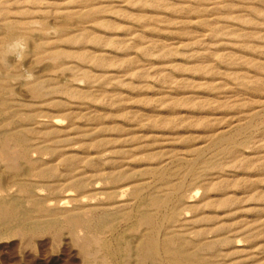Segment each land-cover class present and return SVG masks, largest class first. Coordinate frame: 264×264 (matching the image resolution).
<instances>
[{"label":"rangeland","instance_id":"obj_1","mask_svg":"<svg viewBox=\"0 0 264 264\" xmlns=\"http://www.w3.org/2000/svg\"><path fill=\"white\" fill-rule=\"evenodd\" d=\"M74 1L3 10L0 264H264V0Z\"/></svg>","mask_w":264,"mask_h":264},{"label":"bare ground","instance_id":"obj_2","mask_svg":"<svg viewBox=\"0 0 264 264\" xmlns=\"http://www.w3.org/2000/svg\"><path fill=\"white\" fill-rule=\"evenodd\" d=\"M193 1V0H192ZM13 2V0H0V29L3 27V28H5L9 33H13L14 32V27H11V25H8L7 23H5L4 22V16H3V10H5L6 8V5H8V4H11ZM73 3V6L72 7H67V5H66V7L67 8H63L62 10H63V18H66L67 20H70V21H75V26L77 27V29L73 32V35L76 37L77 35L78 36H82V35H84V34H87V33H89L93 28H92V25L91 24H87L88 23V21H81V19H83V18H87V17H89L88 15H86V16H81V15H79L80 14V11L82 10V9H84V8H86L87 6L85 5L86 3H84L83 1H81V0H75L74 2H72ZM146 4V3H145ZM71 5V4H70ZM69 5V6H70ZM99 5H102L101 3H99ZM143 9V8H142ZM101 12V11H100ZM133 12V11H132ZM96 13H99V11H96ZM146 13V12H145ZM139 14V13H138ZM141 15V14H140ZM151 15V14H150ZM98 16V15H97ZM102 16V15H101ZM75 19H78V20H75ZM90 22V21H89ZM73 25V26H74ZM229 27V26H228ZM102 31V30H101ZM253 31V30H252ZM134 32V31H133ZM262 32H264V31H262ZM77 36V37H78ZM80 38V37H79ZM69 40H73V41H76L77 39L76 38H70ZM68 40V41H69ZM71 42V41H70ZM75 46V45H74ZM56 49V48H55ZM102 49V48H101ZM234 49V48H233ZM217 50H218V48H217ZM215 53V52H214ZM218 54V53H217ZM241 54V53H240ZM172 56V55H171ZM245 56V55H244ZM212 57V56H211ZM246 57H248V56H246ZM252 57V56H251ZM216 58H217V56H216ZM254 58V57H253ZM201 59V58H200ZM4 61V60H3ZM202 63V62H201ZM209 63V62H208ZM203 64V63H202ZM83 65V64H82ZM85 65V64H84ZM222 65V64H221ZM97 68V67H96ZM230 68H231V66H230ZM231 71V70H230ZM162 72V71H161ZM215 72V71H214ZM220 75V74H219ZM228 75V74H227ZM252 75V74H251ZM229 78V77H228ZM238 85V84H237ZM241 87V86H240ZM256 87V86H255ZM239 88V87H238ZM44 87H43V85H41V84H38V85H36L35 87H34V92H35V94H41V93H44ZM228 91H230V90H228ZM232 94V93H231ZM239 96V95H238ZM245 96V95H244ZM189 97V96H188ZM240 97V96H239ZM47 98H49V97H47ZM70 98V97H69ZM190 98V97H189ZM229 98H231V97H229ZM42 99H44V98H42ZM46 99V98H45ZM191 100V99H190ZM237 102H239V101H237ZM8 103V102H7ZM147 103V102H146ZM113 104V103H112ZM111 105V104H110ZM11 106V105H10ZM262 109V108H261ZM258 111V110H257ZM20 123V122H19ZM30 124V123H29ZM52 125V124H51ZM52 133V132H51ZM104 133V132H103ZM50 134V133H49ZM17 138L19 139V140H22V136L21 135H18L17 136ZM259 139V138H258ZM223 140V139H222ZM18 141V140H17ZM5 144V143H4ZM6 144H8V143H6ZM7 146V145H6ZM9 146V145H8ZM100 146V145H99ZM7 148V147H6ZM8 149V148H7ZM15 149V148H14ZM14 149H12V151L14 150ZM11 151V152H12ZM17 151V150H16ZM10 152V151H9ZM2 154V153H1ZM14 155V153L12 154V156ZM5 156V155H4ZM7 157V156H6ZM13 159V158H12ZM10 161H12V160H10ZM5 164V163H4ZM15 165V164H14ZM8 166H10V165H8ZM11 167V166H10ZM18 169V168H17ZM44 179V178H43ZM77 186H79V184L77 185ZM73 188H74V186H73ZM85 188V187H84ZM129 188V187H128ZM202 188V187H201ZM79 189V188H78ZM80 190H82V189H80ZM170 193V192H169ZM175 193V192H174ZM179 194V193H178ZM53 195V194H52ZM172 195H173V193H172ZM175 195H176V193H175ZM159 196V195H158ZM157 196V197H158ZM166 196H167V194H166ZM164 198H166V197H164ZM169 202V201H168ZM53 203V202H52ZM60 203H62V202H60ZM63 204H65V203H63ZM62 204V205H63ZM151 204L152 205H156V206H159V204H160V201H157V200H155V198H154V200H152L151 201ZM199 204V203H198ZM61 205V204H60ZM161 205V204H160ZM166 205V204H165ZM164 205V206H165ZM162 208V207H161ZM164 208V207H163ZM201 208H203V207H201ZM167 209V208H166ZM197 211V210H196ZM202 211V210H201ZM197 212H199V211H197ZM78 213V212H77ZM158 213V212H157ZM164 215H165V211H164V213H163ZM156 215V214H155ZM3 216L5 217L6 216V213H3ZM70 216V215H69ZM167 216V215H166ZM53 217V216H52ZM55 217H57V216H55ZM66 217V216H65ZM81 217V216H80ZM83 217V216H82ZM81 217V218H82ZM67 218V217H66ZM69 218V217H68ZM77 218V217H76ZM87 218V217H86ZM95 218V217H94ZM100 218V217H99ZM156 219V218H155ZM165 220V219H164ZM141 221L143 222V223H148V222H150V218L149 217H147V216H145V215H143L142 216V218H141ZM157 221V220H156ZM205 221V220H204ZM99 222V221H98ZM101 223V222H100ZM102 224V223H101ZM156 224V223H155ZM100 225V224H99ZM146 226H147V224H146ZM155 227H156V225H155ZM82 228H84L83 226H82ZM156 229V228H155ZM78 230V229H77ZM160 231V230H159ZM157 232V231H156ZM160 233V232H159ZM157 237V236H156ZM167 240V239H166ZM172 240V239H171ZM156 241L157 240H150V242H149V244H143L142 246H141V251H142V255H143V257H149L151 260H152V263L153 264H157V260L160 258V257H158V254H157V243H156ZM130 247V246H129ZM143 260V259H142ZM163 260V259H162ZM127 263V262H126ZM163 263H165V262H163Z\"/></svg>","mask_w":264,"mask_h":264},{"label":"clouds","instance_id":"obj_3","mask_svg":"<svg viewBox=\"0 0 264 264\" xmlns=\"http://www.w3.org/2000/svg\"><path fill=\"white\" fill-rule=\"evenodd\" d=\"M14 46L17 47V48H20L21 50H23V48L25 47V45L19 44V43L15 44ZM25 78L27 80H31L32 79V75L31 74H27Z\"/></svg>","mask_w":264,"mask_h":264}]
</instances>
